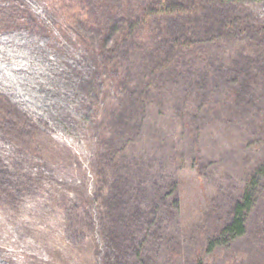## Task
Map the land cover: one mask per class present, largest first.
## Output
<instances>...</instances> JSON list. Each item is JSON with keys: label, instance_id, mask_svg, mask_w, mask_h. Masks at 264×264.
<instances>
[{"label": "rangeland", "instance_id": "1", "mask_svg": "<svg viewBox=\"0 0 264 264\" xmlns=\"http://www.w3.org/2000/svg\"><path fill=\"white\" fill-rule=\"evenodd\" d=\"M158 1L0 0V264H264V0Z\"/></svg>", "mask_w": 264, "mask_h": 264}, {"label": "trees", "instance_id": "2", "mask_svg": "<svg viewBox=\"0 0 264 264\" xmlns=\"http://www.w3.org/2000/svg\"><path fill=\"white\" fill-rule=\"evenodd\" d=\"M161 0L157 2V4H161ZM126 6V5H125ZM167 7H170V4L167 5ZM157 10V8L154 7V5L150 8L147 6V3L144 2V5L138 9L135 10V12L129 13L130 11H127V8H123L122 10V16H120L119 20L118 17L116 19L111 20L112 22V28H117V23L123 25V35L124 37H127L129 34H131L132 29H134L136 26L140 25V23L146 22V18L148 16V13ZM154 10V11H155ZM173 10V9H172ZM139 14V15H137ZM119 21L121 23H119ZM144 21V22H141ZM263 28H260L262 30ZM114 49H110V52L108 54V50L105 48H100L99 53L101 56H103V63L105 66H108V60L110 57H114L116 54L114 53ZM116 70L118 72L120 71V68L118 67L119 64L116 62ZM115 67V65H114ZM256 176L252 177L248 187L244 191V194L242 198L235 204L234 210H233V217L232 220L228 223V225L225 227L223 234L224 237H235L238 235H242L245 230V217L247 212L250 211L254 204V192H253V185L255 184Z\"/></svg>", "mask_w": 264, "mask_h": 264}]
</instances>
